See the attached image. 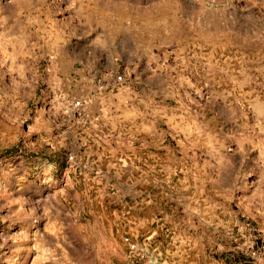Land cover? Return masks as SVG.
Instances as JSON below:
<instances>
[{
	"label": "rangeland",
	"instance_id": "rangeland-1",
	"mask_svg": "<svg viewBox=\"0 0 264 264\" xmlns=\"http://www.w3.org/2000/svg\"><path fill=\"white\" fill-rule=\"evenodd\" d=\"M148 138L185 159L152 188L120 155ZM262 244L264 0H0V264H264Z\"/></svg>",
	"mask_w": 264,
	"mask_h": 264
},
{
	"label": "crops",
	"instance_id": "crops-1",
	"mask_svg": "<svg viewBox=\"0 0 264 264\" xmlns=\"http://www.w3.org/2000/svg\"><path fill=\"white\" fill-rule=\"evenodd\" d=\"M132 71L136 72L135 68H133ZM97 74L98 72L94 73L93 75ZM90 77L87 80L88 83L92 81V77ZM128 83L129 81L124 87H127ZM119 101L128 103V100L125 98ZM149 136L150 134L148 133L146 137ZM124 138L128 139L129 135H125ZM153 139L154 138H148L143 140L142 145L137 148H126L120 151V155H122L121 160L125 162L126 168L135 167L136 169L137 174L133 178L135 183H137L136 185L152 188L155 186L154 181L157 180L154 175L155 171L159 170L160 168L168 170L176 169L177 167L182 169L184 167L183 165L185 164V159L182 147H165L164 151L159 152L157 147H152V144H154ZM132 183L133 180L130 179L126 180L125 184L130 185Z\"/></svg>",
	"mask_w": 264,
	"mask_h": 264
},
{
	"label": "built area",
	"instance_id": "built-area-1",
	"mask_svg": "<svg viewBox=\"0 0 264 264\" xmlns=\"http://www.w3.org/2000/svg\"><path fill=\"white\" fill-rule=\"evenodd\" d=\"M128 72L125 68H120L115 71H104L94 76L92 80V93L90 95L99 97L101 94L117 91L125 86L128 82ZM89 95L82 96L76 100L71 101V108L73 111L79 113L88 104ZM69 160L72 156L68 157ZM259 249H264V244L260 245Z\"/></svg>",
	"mask_w": 264,
	"mask_h": 264
}]
</instances>
